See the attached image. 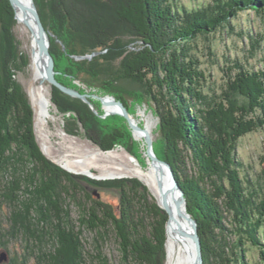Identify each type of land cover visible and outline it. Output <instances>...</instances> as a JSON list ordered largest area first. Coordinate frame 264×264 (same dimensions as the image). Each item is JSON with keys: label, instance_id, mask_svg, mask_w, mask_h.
I'll return each instance as SVG.
<instances>
[{"label": "trees", "instance_id": "obj_1", "mask_svg": "<svg viewBox=\"0 0 264 264\" xmlns=\"http://www.w3.org/2000/svg\"><path fill=\"white\" fill-rule=\"evenodd\" d=\"M33 1L42 24L49 25L66 48L64 52H51L54 70L61 73L55 79L70 87L65 75L99 78L96 71H83L87 60L78 63L69 55L109 50L111 46L104 41L95 40L92 45L88 40L90 49L75 45L77 40L89 38L86 31L96 32L101 24L104 30L99 31L107 36L105 17H98L103 21L99 22L92 13L95 9L82 4V0H70V4L58 0L59 15L53 19V9L45 0ZM77 8L82 15L76 14ZM246 10L259 18L262 32L257 35L258 41L250 29L238 34L247 38L252 48H261L263 67L253 71L238 66L239 72L229 82L232 94L225 93V99L215 101L202 92L205 78L198 60L190 55L191 45L220 30L232 32L234 22ZM112 13L130 28L141 46L123 55L117 75L105 80L106 86L115 89L116 81H130L142 85L145 96L150 97L160 134L158 153L154 152L171 166L184 193L187 212L197 223L203 264H250L247 245L258 250L264 264V194L257 196L255 183L236 154L240 139L264 130V0H213L195 11H178L169 0H120ZM13 16L10 3L0 0V201L9 211L7 227L0 223V255L6 256L3 263L89 264L81 229L104 235L111 228L122 264H165L167 216L141 182L121 179L104 183L120 190L116 213L96 200L82 208L75 198L80 191L77 177L50 162L42 151L35 137L32 106L13 78L19 70L10 34ZM67 24L75 37L67 35ZM20 59L24 65L26 58ZM117 99L132 114L123 98ZM53 102L58 105L55 98ZM59 107L75 113L87 136L89 113L83 108L81 112L69 109L63 103ZM92 121L100 136L96 140L88 138L102 152L111 151L117 144H130L131 135L122 118L93 117ZM69 201H76L82 208L79 225L70 219ZM227 213L234 221L230 229L223 225ZM9 241L24 244L20 256H11ZM99 259L101 264H108L104 258Z\"/></svg>", "mask_w": 264, "mask_h": 264}, {"label": "rangeland", "instance_id": "obj_2", "mask_svg": "<svg viewBox=\"0 0 264 264\" xmlns=\"http://www.w3.org/2000/svg\"><path fill=\"white\" fill-rule=\"evenodd\" d=\"M104 1L105 2L102 3L100 0H82L81 3L85 6L88 5V8L93 7L95 9V12L92 13H94L99 22H103L99 19L100 16L103 15L105 17V27L108 29V31H106L107 36L99 31L100 29L102 31L104 30V26L101 24L98 31L88 30L85 32L86 37L89 36V38L85 39L84 42L76 39L75 45L78 49H82L83 46L90 49L92 48L90 44L93 45L96 40V43L98 41H101L100 43L104 41L106 45H110L111 47L109 50L102 47L105 50H98L83 56L69 55L70 58L78 63L87 60V62L82 65L85 69L83 71L86 73L88 70V72L96 71L99 73V78H91L85 74L83 76L77 74V79L66 75L64 77L66 80L68 79L65 81L70 83V87L67 86V88L87 97H71L49 84L45 79L43 80L36 65V61H34V63L32 62V34L22 22L17 20L14 11V24L10 34L14 43V58L16 59V65L19 67V70L15 72L13 78L20 85L32 106L35 137L42 151L50 162L65 170L67 173L77 177L75 181L80 191L76 194L75 198L76 201L81 204L82 208L89 206L92 200H96L107 204L116 213L120 201V190L118 187L112 185L104 186L105 182L121 179H137L147 188L152 195L151 197L154 199H157L159 191L157 193L155 189H150L146 179L142 177L148 174V170L152 165L145 154L143 136L141 135V140L136 139L134 136L135 133L132 134L131 129L123 117L119 115H109L104 119L115 116L122 118L123 124L131 135L130 144H126L125 146L117 144L111 151L102 152L97 145L89 140L88 136L93 137L95 140L100 136L92 118L96 117L102 119L100 116L105 114V106L99 100L95 99L94 96L102 98L111 97L117 102L120 101L117 99V96L122 97L124 102L127 103V106L129 105V109L131 108L132 114H129L135 117V121H137L135 124L142 128H144V123L140 111H143L147 116H151L156 120L157 124L152 130L151 135L153 149L156 153H158L159 149L160 134L157 130L159 121L152 110L153 103L150 102V97L145 96V88L142 85L130 81L118 80L114 84L115 89H110L109 86H106L105 80L112 79V77L117 75L120 60L123 59L125 53L129 54L130 52L140 50L141 43L139 40L132 37L134 33L130 28L118 21L117 17L112 13L114 6H117L120 0ZM169 1L178 11H180L181 8L188 11H195L213 3V0ZM45 2L53 9L50 13V17L53 19L56 17L58 18V0H45ZM67 2L70 4L72 1L67 0ZM74 3L75 2H73V5ZM99 3L102 5L101 8L98 7ZM105 6L107 10H104ZM77 10L76 14L82 13L80 8H77ZM68 25L69 24L65 26L66 32L68 33L67 35L75 37L74 35L77 34H74ZM234 25L236 28L232 32L220 30L209 35L207 38H198L195 43L191 45L190 55L198 60V69L205 78L202 83V92L215 101L221 98L225 99L223 96L225 93L227 95L232 94L229 89V82L232 81L234 76L239 72L238 66L253 71H259L263 67L261 48L259 49L256 46L252 48L248 39L244 38V36L240 37L238 34L239 32L243 34L250 29L253 38L256 39L255 41H258L259 38L257 35L262 32L259 18L252 11L246 10L240 13ZM43 27L48 36L50 55L51 52L54 53L59 50L64 52L66 48L63 42L58 40V36L52 33V28L50 29L47 24ZM94 35L98 37L95 38ZM88 40H91L90 44ZM123 48H126V51L121 52ZM121 53L122 55L120 56L119 54ZM20 57L26 58L24 65L22 62L20 63ZM32 64L36 65V72L39 74V77H41L38 82L33 81ZM60 74L61 73L58 72L56 76ZM33 92H35V96ZM41 93L44 94L49 102L47 108L49 115H47L46 118L41 114ZM61 93L63 95H61ZM53 98L58 100V105H55ZM62 103L69 107V109L76 108L81 112L80 110L83 108L84 111L89 113L88 118H86V122H88L89 125V128H87V136H85V132L75 120V113L66 112L62 107H59ZM73 124H75L76 127L73 128ZM236 154L237 159L243 164V170L247 172L249 179L255 183L257 196L262 197L264 194V130L251 133L240 139L237 143ZM82 177L87 180L82 179ZM97 183L99 184L97 185ZM76 201H69V211L70 219L75 225H79L78 220H80L84 214L81 206H78ZM8 212L5 203L0 201V223L5 228L7 227L6 217ZM226 217L227 219L223 225L225 228L230 229L234 221L230 213H227ZM109 229L110 230L106 233H103L104 235H97L90 230L81 229L85 247L84 250L86 251L89 264H101L99 257L104 258L108 264H122L117 238L113 230L111 228ZM8 248L11 256L14 254L20 256L21 252L24 250V244L22 242L9 241ZM246 250L248 263L262 264L257 249L247 245ZM2 251L3 249L0 248V253ZM98 254L101 256H98ZM165 264H168L166 248Z\"/></svg>", "mask_w": 264, "mask_h": 264}, {"label": "water", "instance_id": "obj_3", "mask_svg": "<svg viewBox=\"0 0 264 264\" xmlns=\"http://www.w3.org/2000/svg\"><path fill=\"white\" fill-rule=\"evenodd\" d=\"M13 11L16 14V18L18 21L22 22L31 32L32 34V43L34 45V48L32 51L33 56H37L39 60L44 59V79L48 81L49 84L52 86H55L63 93L71 96V97H77V98H84L87 96L80 95L78 92L73 91L60 83L57 82L55 79V76L58 74V72H55L54 70V60L52 56L49 53V40L47 33L42 25L40 16L38 14L37 8L34 4L33 0H27V2H24L23 0H7ZM37 50V55H35V51ZM95 99L99 100L104 106L107 105V101L105 98L94 96ZM112 102L116 104L119 107V112L112 113L110 115H119L124 118V120L127 122L129 128L132 131V134L134 132H143L144 128L141 126L136 125L134 122L131 121L129 112L127 111L126 107L119 101H115L112 98ZM105 113V111H104ZM108 115L103 114L100 116V118L104 119ZM143 141L145 144V154L148 158V160L151 162V164H157L163 166L170 177L171 180V186L167 191L162 190V185H160L161 182H159V193L157 199H154L158 207L161 209V211L167 216V220L165 223V236L166 239L168 238L169 231L171 229L172 232L178 234L179 236H186L190 239L193 247V253H194V263L195 264H203V258H202V250H201V243L200 238L197 231V223L196 221L191 217V215L187 212V204L184 198V193L179 187V184L177 180L175 179L173 170L171 166L164 160L160 159L154 152L153 149V143L151 136L148 133L143 132ZM173 195L176 196L175 199V210H173L169 204L170 197H173ZM173 211L176 213L177 216H179V220L176 219L173 215ZM182 221L185 223H188V225L191 228L190 233H186L182 228ZM166 246V242H165ZM6 260V256L4 254L0 255V264L3 263Z\"/></svg>", "mask_w": 264, "mask_h": 264}, {"label": "bare ground", "instance_id": "obj_4", "mask_svg": "<svg viewBox=\"0 0 264 264\" xmlns=\"http://www.w3.org/2000/svg\"><path fill=\"white\" fill-rule=\"evenodd\" d=\"M24 2H27V0H23ZM33 45V44H32ZM34 48V45L32 47V51ZM35 55H37V50L35 51ZM36 61V65L38 67L39 73L41 74L43 80H44V64L45 60H39L37 56L32 57V62L34 63ZM36 65L32 64L31 70H33V81L38 82L41 77H39V74L36 72ZM42 88V87H40ZM39 90V89H38ZM33 95L35 96V92H33ZM108 103V105H105V114L108 116L112 113L119 112V107L112 102L111 97H107L105 99ZM48 105L49 102L47 98L44 96V94L41 93V101H40V106H41V114L46 118L48 113ZM141 116H142V121L144 123V130L143 132L148 133L150 136L152 135V130L156 127V120H154L151 116H147L143 111H140ZM130 119L132 122L137 123L135 121L134 116H130ZM143 132H134V136L136 139L141 140V135L143 136ZM142 133V134H141ZM71 169V168H70ZM158 171V172H156ZM143 178L146 179V182L149 184L150 189L157 191L159 189V182L160 185H162V190L167 191L169 187L171 186V180L168 175L167 170L157 164H152L150 169L148 170V174L142 176ZM159 180V182H158ZM158 197V194H157ZM175 199L176 196L173 195V197H170L169 199V204L173 210H175ZM173 215L176 219H180L179 216L176 215V213L173 211ZM182 228L186 233L191 232V228L188 225V223H185L182 221ZM166 250H167V263L168 264H195L194 263V253H193V247L190 239L186 236H179L178 234L169 231L168 238L166 239Z\"/></svg>", "mask_w": 264, "mask_h": 264}]
</instances>
